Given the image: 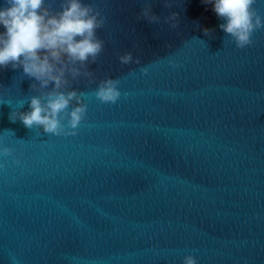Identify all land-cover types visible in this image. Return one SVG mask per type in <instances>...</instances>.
Masks as SVG:
<instances>
[{
  "label": "water",
  "instance_id": "obj_1",
  "mask_svg": "<svg viewBox=\"0 0 264 264\" xmlns=\"http://www.w3.org/2000/svg\"><path fill=\"white\" fill-rule=\"evenodd\" d=\"M84 2L107 20L76 135L11 121L37 82L0 68V264H264V28L238 49L203 0H152L159 23L145 0ZM106 78L115 104L93 95Z\"/></svg>",
  "mask_w": 264,
  "mask_h": 264
},
{
  "label": "clouds",
  "instance_id": "obj_2",
  "mask_svg": "<svg viewBox=\"0 0 264 264\" xmlns=\"http://www.w3.org/2000/svg\"><path fill=\"white\" fill-rule=\"evenodd\" d=\"M212 4L218 18L226 21L219 28L230 36L238 49L253 44V33L264 28L254 5L256 0H203ZM171 7V0H164ZM159 23L160 17L152 12V0H145L137 20ZM107 18L92 3L84 0H60L54 10L53 0H5L0 7V68L22 67L23 74L35 78L31 85L39 95L31 96L30 111H13L9 119H19L29 129L42 126L45 133L55 136H74L85 119L88 105L83 91L72 87L81 77L94 81V72L89 70L104 50L105 41L97 30ZM172 28L178 26V14L173 12L164 18ZM213 29H204L210 35ZM122 65L140 64L139 57L131 51L119 56ZM147 73V68L141 69ZM53 86L49 88V85ZM119 79L106 78L99 81L93 95L101 103L115 104L121 98ZM23 107V105L21 106ZM67 123H64V121ZM11 149L5 147L2 154L8 156ZM183 264H197L192 255L183 258Z\"/></svg>",
  "mask_w": 264,
  "mask_h": 264
}]
</instances>
